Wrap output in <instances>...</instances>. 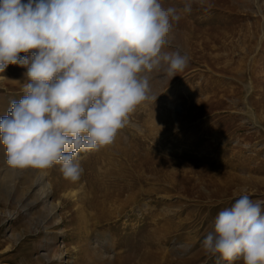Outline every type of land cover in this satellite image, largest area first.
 I'll list each match as a JSON object with an SVG mask.
<instances>
[{
  "label": "rangeland",
  "instance_id": "374dc122",
  "mask_svg": "<svg viewBox=\"0 0 264 264\" xmlns=\"http://www.w3.org/2000/svg\"><path fill=\"white\" fill-rule=\"evenodd\" d=\"M191 6L162 49L187 66L173 78L149 74L156 100L130 114L112 145L78 153V181L59 165L14 169L0 144V264H244L202 241L240 195L264 200V0ZM26 71L0 73V116L23 95Z\"/></svg>",
  "mask_w": 264,
  "mask_h": 264
},
{
  "label": "clouds",
  "instance_id": "9594fccd",
  "mask_svg": "<svg viewBox=\"0 0 264 264\" xmlns=\"http://www.w3.org/2000/svg\"><path fill=\"white\" fill-rule=\"evenodd\" d=\"M192 10L162 0H0V73L27 69L23 95L0 116V144L14 169L60 166L80 179L78 153L112 145L136 108L157 96L149 74L173 78L188 57L164 52ZM21 53H31V56ZM207 253L264 264V200L242 194L219 211Z\"/></svg>",
  "mask_w": 264,
  "mask_h": 264
},
{
  "label": "bare ground",
  "instance_id": "6f19581e",
  "mask_svg": "<svg viewBox=\"0 0 264 264\" xmlns=\"http://www.w3.org/2000/svg\"><path fill=\"white\" fill-rule=\"evenodd\" d=\"M34 183H37L40 186V193H41L42 197L43 198L48 197V194H49V191H50V187H51V183H49L48 181L45 180L44 174H41L40 176H38V178L35 180ZM52 256L53 257H59L60 254L58 253V251H55ZM49 258H52V257L49 256Z\"/></svg>",
  "mask_w": 264,
  "mask_h": 264
}]
</instances>
